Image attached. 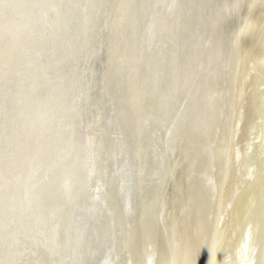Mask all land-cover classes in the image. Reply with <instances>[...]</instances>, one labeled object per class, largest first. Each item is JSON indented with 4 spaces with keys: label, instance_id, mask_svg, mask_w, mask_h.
<instances>
[{
    "label": "bare ground",
    "instance_id": "1",
    "mask_svg": "<svg viewBox=\"0 0 264 264\" xmlns=\"http://www.w3.org/2000/svg\"><path fill=\"white\" fill-rule=\"evenodd\" d=\"M0 264H264V0H0Z\"/></svg>",
    "mask_w": 264,
    "mask_h": 264
}]
</instances>
